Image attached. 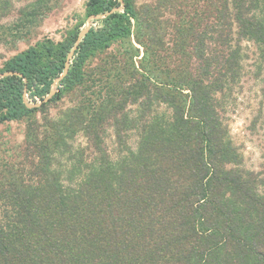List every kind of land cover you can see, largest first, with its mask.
Instances as JSON below:
<instances>
[{
  "label": "trees",
  "instance_id": "16d2710c",
  "mask_svg": "<svg viewBox=\"0 0 264 264\" xmlns=\"http://www.w3.org/2000/svg\"><path fill=\"white\" fill-rule=\"evenodd\" d=\"M137 1L87 0L60 41L2 64L0 125L30 120L36 163L0 173V264H264V167L242 168L226 118L248 73L243 42L264 94V0ZM113 45L120 67L97 110L88 100L39 130L37 113ZM79 131L88 146L72 149Z\"/></svg>",
  "mask_w": 264,
  "mask_h": 264
},
{
  "label": "rangeland",
  "instance_id": "374dc122",
  "mask_svg": "<svg viewBox=\"0 0 264 264\" xmlns=\"http://www.w3.org/2000/svg\"><path fill=\"white\" fill-rule=\"evenodd\" d=\"M153 1L138 0L137 3ZM8 2V9L0 11V68L7 59L34 46L44 38L60 41L66 31L85 19L87 0H8ZM242 45L249 47L247 51L249 59L245 62V70L248 73L233 95L235 102L226 114L227 126L233 145L242 156V168L246 171L260 172L264 167V94L261 91V83L252 76L254 71L251 65L255 48L245 42ZM123 47L113 45L108 50L98 52L85 69L91 76L90 80L83 87L66 94L60 101L48 105L44 113H37L33 120L41 127L39 130H48V122L69 121L66 117L70 113L73 114L82 106L87 108L89 102L92 104L89 111H96L98 105L105 99L106 85L113 83L114 78L116 80V72L113 70ZM134 109L135 107L129 105L126 107L127 111ZM29 123L30 120L23 119L0 125V173L14 170L24 175L32 170L36 159L31 155L30 149L27 150L25 142ZM103 141L111 158H114L116 146L111 127H107ZM129 142L134 146L135 137ZM66 143L72 149L79 150L88 146L81 131L70 137ZM91 152V149L85 150V156L88 157L86 161L91 160Z\"/></svg>",
  "mask_w": 264,
  "mask_h": 264
},
{
  "label": "water",
  "instance_id": "95a60500",
  "mask_svg": "<svg viewBox=\"0 0 264 264\" xmlns=\"http://www.w3.org/2000/svg\"><path fill=\"white\" fill-rule=\"evenodd\" d=\"M94 19H96V18H95V17H91V18L88 19V21H87V26H86V28H85V29L79 34V36H78V40H77L76 44L79 42L80 38L83 37V35L86 33L87 29L89 28V25H90L91 21L94 20ZM67 65H68V64H66V68H67Z\"/></svg>",
  "mask_w": 264,
  "mask_h": 264
}]
</instances>
